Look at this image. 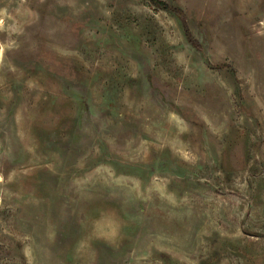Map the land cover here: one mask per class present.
I'll return each mask as SVG.
<instances>
[{
    "label": "rangeland",
    "instance_id": "obj_1",
    "mask_svg": "<svg viewBox=\"0 0 264 264\" xmlns=\"http://www.w3.org/2000/svg\"><path fill=\"white\" fill-rule=\"evenodd\" d=\"M0 0V264H264V0Z\"/></svg>",
    "mask_w": 264,
    "mask_h": 264
},
{
    "label": "trees",
    "instance_id": "obj_2",
    "mask_svg": "<svg viewBox=\"0 0 264 264\" xmlns=\"http://www.w3.org/2000/svg\"><path fill=\"white\" fill-rule=\"evenodd\" d=\"M152 4L160 7L161 9H168V7L166 6L165 2L161 1V0H149Z\"/></svg>",
    "mask_w": 264,
    "mask_h": 264
}]
</instances>
